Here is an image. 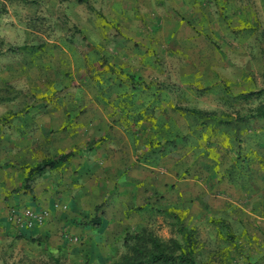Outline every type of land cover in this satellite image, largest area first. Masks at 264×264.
Returning a JSON list of instances; mask_svg holds the SVG:
<instances>
[{"label": "rangeland", "instance_id": "rangeland-1", "mask_svg": "<svg viewBox=\"0 0 264 264\" xmlns=\"http://www.w3.org/2000/svg\"><path fill=\"white\" fill-rule=\"evenodd\" d=\"M7 1L0 264H113L127 251L126 233L175 240L196 264H264V0H196L180 35L168 39L163 26L161 41L122 40L120 25H93L76 9L82 26L31 22L49 42L30 36L23 45L27 14ZM35 1L26 0L28 14ZM41 116L54 127L44 137ZM71 150L26 186L32 161ZM82 159L91 168L80 173ZM26 208L48 214L25 228L13 219Z\"/></svg>", "mask_w": 264, "mask_h": 264}, {"label": "crops", "instance_id": "crops-1", "mask_svg": "<svg viewBox=\"0 0 264 264\" xmlns=\"http://www.w3.org/2000/svg\"><path fill=\"white\" fill-rule=\"evenodd\" d=\"M6 1L7 0H0V2H4L3 4H6ZM195 2L196 0H36L34 5L38 6L36 9L37 12L31 14L29 13L30 15L26 10H24L25 3H27L26 0H8L7 5L9 4V6L13 8L11 9V7H8L9 11H14L22 15L26 13L28 15H24L25 17L21 20L24 22V27L21 29V33H23V35L16 38L17 40L22 41L21 43L23 45L30 41V36L39 38L46 43L49 42L48 34L45 33L44 30L41 29L37 31L28 28L31 22H36L40 27H43V25H48V22L51 21V24L55 26L58 25L62 19L67 20L68 23H71L75 26H82V22L79 21L80 17L78 18L75 11L76 9L82 8L85 9L84 15H87L86 18H88L84 19L93 25L96 24L97 26H102L108 23L111 25L113 23L120 25L122 30L120 38L122 40L128 42H137L141 40L143 41L146 36H149L146 41H161L159 35L161 32L160 30L163 29V26L167 29L166 35L167 37L169 35L168 39H170L171 36H173L175 39L176 36L180 35L183 26L188 24L186 21V19H188L187 15L191 14ZM28 5L30 4L28 3ZM96 10L100 13V16L99 14H96ZM52 11L54 14H52ZM56 11H58L57 14ZM61 11L62 14H59ZM192 17H195L194 14ZM10 20H12V22L10 21V24H14V26L17 25L16 19L11 17ZM141 27H147L148 29H141ZM176 28H179L180 30H177ZM38 50L39 54L41 53L42 55L50 53L45 49V47H41ZM41 63L43 64L42 67H44L50 62L45 60ZM0 71L6 72L7 69L3 67ZM141 91L142 90H138L137 88V91L134 92L140 93ZM130 95H132V93ZM22 116L23 115H21L20 118ZM27 116H29L30 119L32 118L30 115H24V118ZM43 118L44 117L42 116L37 117V120L40 122L37 124V133L39 137H44L50 132L51 128H54L50 125H44L43 123L45 121L48 122V120H44ZM33 119H35V117ZM34 127H36V125H34ZM24 128L28 130V128L24 125L17 127V129L20 131H22ZM41 130H43V132ZM229 130L232 132V134H229L230 136H233L236 132V129H233L232 131L231 128H229ZM216 131L217 132L215 134H217V136H223V134L218 133L223 131L220 129L219 125ZM92 143L93 141H89V143H87V149L93 147ZM73 152L76 151L74 150ZM82 160L83 162L81 163V166H78L80 173L81 171L84 172L83 170L87 171L91 168L89 166L90 163L87 160ZM35 162L38 163V161L35 160L34 162L32 161V163H30L28 166L35 165Z\"/></svg>", "mask_w": 264, "mask_h": 264}, {"label": "trees", "instance_id": "trees-1", "mask_svg": "<svg viewBox=\"0 0 264 264\" xmlns=\"http://www.w3.org/2000/svg\"><path fill=\"white\" fill-rule=\"evenodd\" d=\"M129 79L131 81H134L135 77L130 76ZM188 111L198 116L207 115L208 117V115L210 114L206 111H201L198 109L189 108ZM209 118L215 119L214 116ZM203 122L200 121L201 124ZM227 122H228L227 124L229 123L231 124L230 121ZM216 129H218V125ZM220 129L225 130V126H220ZM211 130H214V128L212 127ZM239 130L240 129H237L238 132H240ZM218 133L223 134L221 132ZM240 133L236 134L235 132L233 136L229 135V137H232L234 139L237 137L239 138ZM72 156H74L73 151H69L66 153H59L53 157L45 158L33 166H28L27 174L25 176L26 186L29 187L31 182H33L34 177L39 176L45 170L56 169L66 164ZM95 219L97 221L96 222L93 221V222L96 225H99V219L97 218ZM192 233H193L192 231L185 229V235H186L185 243H186V247L188 248L192 247L193 245V239L191 236ZM125 239L126 240L124 242V245L126 246L127 251L124 255L120 257L119 260L113 262V264H196L195 261L190 258L188 252L184 250V247L175 240H172L171 243L168 244L157 240L155 237H152L151 235L146 236L144 235V233L133 234V235L126 233Z\"/></svg>", "mask_w": 264, "mask_h": 264}, {"label": "built area", "instance_id": "built-area-1", "mask_svg": "<svg viewBox=\"0 0 264 264\" xmlns=\"http://www.w3.org/2000/svg\"><path fill=\"white\" fill-rule=\"evenodd\" d=\"M47 214L46 210L33 211L32 209L26 208L19 215H14L13 222L15 224L18 222L19 226L25 228L41 225Z\"/></svg>", "mask_w": 264, "mask_h": 264}]
</instances>
